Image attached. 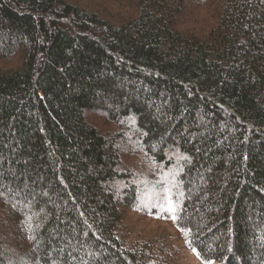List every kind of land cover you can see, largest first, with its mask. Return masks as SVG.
Returning <instances> with one entry per match:
<instances>
[{
	"label": "trees",
	"instance_id": "obj_1",
	"mask_svg": "<svg viewBox=\"0 0 264 264\" xmlns=\"http://www.w3.org/2000/svg\"><path fill=\"white\" fill-rule=\"evenodd\" d=\"M166 198L264 264V0H0V264H176Z\"/></svg>",
	"mask_w": 264,
	"mask_h": 264
},
{
	"label": "rangeland",
	"instance_id": "obj_2",
	"mask_svg": "<svg viewBox=\"0 0 264 264\" xmlns=\"http://www.w3.org/2000/svg\"><path fill=\"white\" fill-rule=\"evenodd\" d=\"M148 171V170H147ZM144 175V172H143ZM148 181L146 178L144 182ZM150 201V200H149ZM172 203L173 200L171 199ZM127 221L137 229L145 228L157 238H166L170 241L173 250L175 251L176 264H205L191 250L185 246L184 236L179 233L175 227V222L172 218L166 222L152 218L148 214L130 212ZM172 217V216H170Z\"/></svg>",
	"mask_w": 264,
	"mask_h": 264
},
{
	"label": "snow or ice",
	"instance_id": "obj_3",
	"mask_svg": "<svg viewBox=\"0 0 264 264\" xmlns=\"http://www.w3.org/2000/svg\"><path fill=\"white\" fill-rule=\"evenodd\" d=\"M166 201H167V203H166L167 211L172 214L171 218L175 220L176 217H175L174 213L176 211V208L174 207L171 199L166 198Z\"/></svg>",
	"mask_w": 264,
	"mask_h": 264
}]
</instances>
